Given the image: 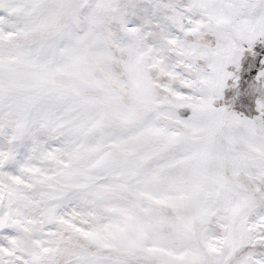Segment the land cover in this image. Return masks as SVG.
<instances>
[{"label":"snow or ice","instance_id":"1","mask_svg":"<svg viewBox=\"0 0 264 264\" xmlns=\"http://www.w3.org/2000/svg\"><path fill=\"white\" fill-rule=\"evenodd\" d=\"M0 264H264V0H0Z\"/></svg>","mask_w":264,"mask_h":264}]
</instances>
